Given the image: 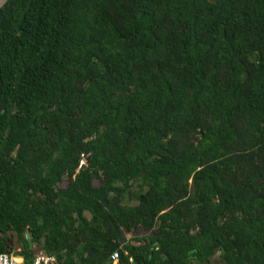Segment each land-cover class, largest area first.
<instances>
[{"label": "trees", "instance_id": "1", "mask_svg": "<svg viewBox=\"0 0 264 264\" xmlns=\"http://www.w3.org/2000/svg\"><path fill=\"white\" fill-rule=\"evenodd\" d=\"M38 251L264 264V0L2 6L0 253Z\"/></svg>", "mask_w": 264, "mask_h": 264}, {"label": "built area", "instance_id": "2", "mask_svg": "<svg viewBox=\"0 0 264 264\" xmlns=\"http://www.w3.org/2000/svg\"><path fill=\"white\" fill-rule=\"evenodd\" d=\"M113 261L117 263L118 253L112 255ZM56 261L55 256L40 252L36 253L31 262H27L23 256L14 253H0V264H52Z\"/></svg>", "mask_w": 264, "mask_h": 264}, {"label": "water", "instance_id": "3", "mask_svg": "<svg viewBox=\"0 0 264 264\" xmlns=\"http://www.w3.org/2000/svg\"><path fill=\"white\" fill-rule=\"evenodd\" d=\"M8 0H0V9L2 8V6L7 2ZM27 237H28V241H29V244L30 246H32V241L30 239V234L27 233Z\"/></svg>", "mask_w": 264, "mask_h": 264}, {"label": "rangeland", "instance_id": "4", "mask_svg": "<svg viewBox=\"0 0 264 264\" xmlns=\"http://www.w3.org/2000/svg\"><path fill=\"white\" fill-rule=\"evenodd\" d=\"M98 183H99V181H95V184H98ZM128 236L130 237L131 235L129 234ZM132 237L136 240L138 238V233L136 232ZM16 250H17V248H16ZM40 252H43V251H38L37 253H40Z\"/></svg>", "mask_w": 264, "mask_h": 264}]
</instances>
